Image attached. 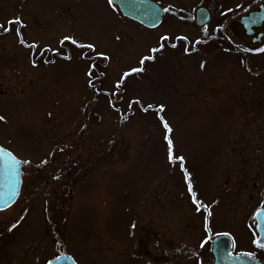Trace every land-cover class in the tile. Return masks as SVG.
Returning a JSON list of instances; mask_svg holds the SVG:
<instances>
[{"label": "rangeland", "instance_id": "1", "mask_svg": "<svg viewBox=\"0 0 264 264\" xmlns=\"http://www.w3.org/2000/svg\"><path fill=\"white\" fill-rule=\"evenodd\" d=\"M154 1L168 11L147 29L108 0H0V25L10 29H0V146L31 161L17 204L0 213V264L23 257L43 264L61 253L76 264H150L137 253V236L149 240V228L165 235L169 252L186 256L182 217L196 205L184 169L202 205L217 200L216 218L230 222L221 230L233 235L234 252L264 262L249 217L236 221L257 208L252 184L264 182V88L245 91L251 80L264 82L255 76L264 50L253 57L229 29L260 0ZM202 1L212 10L204 30L193 20ZM16 19L22 25L9 23ZM218 27L225 35L197 45ZM65 36L95 44V52L61 44ZM144 56L154 59L141 65ZM132 67L143 71L117 88ZM159 115L183 165L168 159ZM245 160L255 163L243 168Z\"/></svg>", "mask_w": 264, "mask_h": 264}, {"label": "flooded vegetation", "instance_id": "2", "mask_svg": "<svg viewBox=\"0 0 264 264\" xmlns=\"http://www.w3.org/2000/svg\"><path fill=\"white\" fill-rule=\"evenodd\" d=\"M210 2H212V0H210ZM201 3L203 5H200L197 8H199V7L208 8L211 11V20H212V10L210 8L209 2L205 3L202 1ZM262 3H264V0H260V2L256 6H254V8L259 6ZM251 9H253V8H251ZM250 10H248V11H250ZM248 11H246V12H248ZM204 28H206V26L201 28V29L204 30ZM223 28L218 27L215 30L214 35L208 36V34L206 32H204L205 34H204L203 38L205 40L198 39L196 43L205 44V42H209L210 40H214L217 37L218 38L216 40H219L221 35H225ZM179 41H181L180 38H177L175 40L176 43H178ZM242 47L245 48V50L248 53L253 55V57L263 55L262 50H264V44L261 47L254 49V50H250L244 44H242ZM98 62H100V61H98ZM251 70H250V72H251ZM256 75H258V76L263 75L264 76V69H261V70L258 69L255 73V76ZM256 80H258V79H256ZM251 81H252L251 83L245 85L246 86L245 91L247 89H251V90L254 89V91L260 92L264 88V82H261L262 80L261 81L251 80ZM229 88H232V87L230 86ZM241 88H242V86H241ZM225 90L227 91V87L225 88ZM231 91L234 92L233 89ZM243 93H244V91H243ZM240 95L242 97H244L243 94H240ZM226 98H227V96H226ZM261 131L263 132L264 129H261ZM259 132H260V129H259ZM255 134H257V133H255ZM252 163H255V161H251V163H249L250 164L249 165L247 160H245L241 164H242L243 168H249L252 166ZM39 165H40L39 167L42 166L41 164H39ZM22 169L24 170V166L22 167ZM48 180L46 182L47 184H49ZM238 181L242 182V177H240V179H238ZM225 183H226V187H227V179L225 180ZM252 189L255 190V194H257V195H259V192H260V201H257L256 196H252L250 198V202L256 201V204H257L256 207L257 208H250V209L245 208L244 212L242 214V218L239 220H236V221H239L238 225H241L242 220L246 216H248L249 217V223H250L251 229L253 228V230H254V234L260 235L258 233L259 223L256 220V216H257L259 211L264 210V208H262V205H264V182H261L260 186H258L256 183H253ZM225 193L227 195V191L224 192V194ZM213 202H214V204H213ZM213 202L210 205V208H208L212 213L211 217H208L207 212L204 210L203 207H201L200 211H197L196 207L194 208L193 204L190 208L192 211L188 215H185L182 217V224H183L182 225V234H181L182 237L180 240H181V243L184 242L186 244V246L188 247V248H186V251H187L186 256H184L182 254L178 255L176 253H175L176 255H173L174 252L173 253L169 252L168 251L169 242H168V239L167 240L165 239V235L162 234V232H158V233L153 234V232L151 231L150 228L147 230V233L150 232V234H151V235L149 234L147 236V237H149V240H146V238H145V235H147L146 233H143V234H140L137 236V253H138V255H142V257L144 259L143 261H148L150 264H215L214 263L215 257H214L213 252H212V247H213L214 241L216 240V238H218L216 233H228L229 234L228 237H230L231 241H230V243H229V241H227V247L229 245L231 246V254L232 255H235V256L240 255V252H234V247H233L234 237H233V235L229 231H225V230L222 231L221 230L222 227H226L230 222L227 221V223H226L225 219L224 220H218L216 218V212H215L214 206H216L217 200H215ZM5 211H7V210L0 211V213H3ZM206 220L208 221V227L211 228V233H208L206 231V226H205ZM229 220H231V219H229ZM232 224H234V223H232ZM241 229H243V228L241 227ZM200 234L204 235L203 240H205L209 235H211V237H212L211 240L207 244L204 245L202 250H200V247H198L199 240L201 238ZM150 238H151V240H150ZM163 240H166V241H163ZM146 241H149V242H146ZM261 250H264V249H261ZM222 251L224 253V249H222ZM181 252H183V249L181 250ZM253 258L260 259V258L255 257V256ZM29 260H31V259H24V257L22 259H18L19 264H38L37 261L35 263L34 261L30 262ZM54 260L55 259H51L48 262L43 263V264H51L52 261H54Z\"/></svg>", "mask_w": 264, "mask_h": 264}, {"label": "water", "instance_id": "3", "mask_svg": "<svg viewBox=\"0 0 264 264\" xmlns=\"http://www.w3.org/2000/svg\"><path fill=\"white\" fill-rule=\"evenodd\" d=\"M122 15L136 21L146 28L154 29L160 26L164 10L152 0H114ZM211 20L208 9L200 7L195 12V22L199 27L205 26ZM234 36L242 41L249 49H256L264 43V3L257 8L239 17L231 25ZM1 147V146H0ZM22 165L19 166L21 172ZM22 186V175L13 177L7 172H0V211L11 207L18 199ZM264 212L261 210L258 213ZM264 215L256 216L259 223L260 235L264 233ZM228 236L219 237L213 247L215 264H264L248 256H232L230 245L227 247ZM224 249V253L222 251ZM51 264H75L67 254L56 258Z\"/></svg>", "mask_w": 264, "mask_h": 264}, {"label": "snow or ice", "instance_id": "4", "mask_svg": "<svg viewBox=\"0 0 264 264\" xmlns=\"http://www.w3.org/2000/svg\"><path fill=\"white\" fill-rule=\"evenodd\" d=\"M113 3H114V0H108V4L110 6L113 5ZM164 11H168V9H164ZM13 22L22 25V21H20L19 19H16L15 21H9V23H13ZM0 29H3L4 31L10 30V29L4 28L3 25H0ZM17 36L20 38L19 42L21 44H25V41H24L19 29H17ZM117 39H119V37H117ZM161 39L167 40L168 37L163 36V37H161ZM180 39H186V37H180ZM66 40H70L72 44L77 45L80 48H87L89 50H92V52H95L96 46L93 43H78V41L76 39H74L70 36L63 37V39L60 41V43L63 44L64 41H66ZM28 46L32 47V48L37 47V45H35V44H31ZM161 47H163V46L161 45ZM159 50H160V48L150 49V51L153 53H155ZM96 55L103 57L104 60L110 59L103 52L96 53ZM150 59H154V57L144 56L140 59L139 63L142 65L146 60H150ZM94 67H95V64H90L88 66L89 70L86 72V75L89 78H91V76H92L91 69H93ZM203 67H204V65L201 64V68H203ZM142 71H143V68H141V67H132L129 70L123 72L120 79L116 83V87L119 88L120 85L124 82V79L127 78L128 76H130L131 74L142 72ZM89 83H91V79H89ZM137 103H139V101H137ZM151 107H152V105H148V108H151ZM145 110H147V109H145ZM158 111H159V113H163L164 106L160 105ZM4 120H5V117L0 116V121H4ZM159 120H160L162 127L164 129V140L166 141V145H167L169 161L173 162V163L178 161L181 165H183L185 162V158L182 155L181 156H175L173 154V140H172L171 135H170L173 130H172L171 126L169 125L168 121L164 119L163 115H159ZM46 163H48V161L46 159L41 161V165L46 164ZM30 164H31L30 160L17 158V156L14 155L12 151H10L6 148L0 147V172H7V173L11 174L13 177H19L20 175H22V173L19 170V166L30 165ZM38 166H40V165H38ZM184 171H185V177L187 179H189V183L187 185V191L191 195L192 202L196 205V210L200 211L201 207H203L204 210L207 212L208 217H211L212 213L208 209V207L206 205H202L201 202L197 199V193L193 190V185H192L191 180L187 174V169H184ZM262 208H264V205H262ZM258 215H264V212L258 213ZM22 218L23 217H21V219ZM17 226H18V222L13 223L9 227V231L16 228ZM205 226H206V231L208 233H211V228L208 227V221L207 220L205 222ZM132 228H135V224L132 225ZM216 235L219 237V236H228L229 234L228 233H216ZM211 238H212L211 235H209L205 240H203L201 245H200L201 248H203L204 245L207 244L211 240ZM253 244L259 249H264V233H262L261 235H255L254 234ZM233 247H235V241L234 240H233ZM240 255L248 256V257H254L255 254L252 252H243V253H240Z\"/></svg>", "mask_w": 264, "mask_h": 264}]
</instances>
